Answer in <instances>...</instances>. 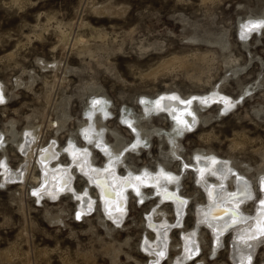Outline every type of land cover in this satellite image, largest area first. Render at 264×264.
<instances>
[{
  "label": "rangeland",
  "instance_id": "1",
  "mask_svg": "<svg viewBox=\"0 0 264 264\" xmlns=\"http://www.w3.org/2000/svg\"><path fill=\"white\" fill-rule=\"evenodd\" d=\"M262 16L264 0H0V88L5 97L0 103V163L7 158L11 169L25 163L18 143L28 130L36 135L35 151L51 143L61 148L63 165L69 162V142L91 147L101 136L109 146L129 143L122 151V156L127 151L129 169L154 171L161 165L183 177L177 181L179 192L190 195L189 212L173 229L168 245L174 246L168 247L162 264H170L179 251L175 243L189 230L198 233L203 260L184 264H233L228 256L231 236L214 251L209 231L196 227L193 209L204 194L188 168L195 151L226 159L234 168L223 187L233 188L237 177L253 179L256 194L244 206L249 213L263 193L264 22L250 29L256 25L252 20ZM165 92L182 98L210 92L226 96L230 104L228 110H219L216 103L204 111L195 108L200 122L191 132L180 133L165 111L151 110L153 100ZM134 125L141 130L135 132ZM85 131L90 138H81ZM135 133L139 143H134ZM96 151L91 156L99 166L104 161ZM31 160L20 185L11 178L2 184L0 172V264L151 261L142 247L153 237L145 216L161 207L171 221V206H159L155 196L142 204L131 196L122 225L107 221L98 206L75 220L77 202L70 194L58 200L32 195L39 170ZM125 167L118 171L125 173ZM75 173V190H86L97 200L95 189ZM259 247L251 264H264V243Z\"/></svg>",
  "mask_w": 264,
  "mask_h": 264
},
{
  "label": "bare ground",
  "instance_id": "2",
  "mask_svg": "<svg viewBox=\"0 0 264 264\" xmlns=\"http://www.w3.org/2000/svg\"><path fill=\"white\" fill-rule=\"evenodd\" d=\"M262 22H264V16H262L261 18L252 20V23L256 25L253 28L251 27L250 29L258 28ZM1 89L2 88H0V103H2L5 99V97L2 95L3 91L1 92ZM218 91L219 90H217V92ZM178 94L174 92H170V93L165 92L163 95L161 94L159 97L155 98L150 107L153 112L158 113L160 111L161 112L165 111L164 114L167 115V117L170 119V122L173 124V126H176V125L178 126V130H180V133H184V132L189 133L196 128L198 121H199L198 119L201 117L198 118V115L197 116L195 115V108L196 109L198 108L199 110L204 111L208 109V107L213 102H216L219 110L220 109L228 110L229 104H230V101L228 100L229 98L223 95H220V96H216L214 94L213 95L208 94L207 96L189 95V97L182 98V95L179 96L180 94L179 95ZM192 100L194 101L193 105L195 104L196 107L195 106L191 107ZM106 102H109V101H106ZM155 106H156V109H155ZM146 111L141 113L140 117L142 119L147 114ZM189 114L190 115L194 114L191 119L188 118ZM163 116L166 117L165 115ZM119 117H118V120H119ZM148 118H150V116H148ZM137 120L139 121V119ZM96 121L94 122L96 123ZM98 124L100 125V123ZM127 124L130 125L129 122ZM135 126L136 125L132 126V128L136 132V130H138L139 128L136 129ZM82 127L84 126H81V128ZM94 128L96 130L97 129L99 130V126H95ZM135 134L136 136H135L134 143L135 142L139 143L138 134L137 133ZM80 135L82 139L91 137L88 131H85L84 134L82 133ZM95 138L96 137H94V139ZM103 138L104 137L98 136L94 141H92L93 143H90L92 145L91 147H87L86 144L84 146L83 145L77 146L76 144H72L71 142H69V144L65 146V151H66L65 155L68 158L69 162L66 165H63L64 162L63 164L60 163L61 161H59V158H58L59 154L61 153L60 152L61 148L60 149L55 148L54 147L55 143H51L49 145H46L43 148L39 146L40 149H37L35 151L34 149H35V143H36L37 138H36V135L32 133L31 130L30 131L28 130L26 134L24 135V138L22 139L23 143L21 142L20 143L21 145L18 143L19 145L18 148L24 157L23 160L25 159V163L23 164L21 163V166L18 167V169H11V167L8 166L9 164L7 165L5 162L7 158L5 160H2V162L0 163V172L2 173V176H3L1 183L5 184L11 178L12 180L16 179L15 182L12 184H18L19 177L21 178L23 176V172L26 170V167L29 166L28 164L30 160L32 159L31 161L36 164V166L38 167L37 169L39 170L38 183L36 184L35 188H33L35 194L34 192L32 193V195L36 196V199L40 200L42 198H49L48 200H50V198L55 199L59 196L61 197L62 194L63 195L70 194L72 197L76 199L78 214H80L79 216L83 217L92 211L94 212L96 210V207L98 206L100 211L102 212L103 217L106 218L107 221L109 220V222L111 221L115 224H121L126 219L127 212H128L127 210L128 203H130L129 200L131 196L134 197L135 201H138L139 203H141L145 199H149L148 196H151V198L155 196L156 198L155 200L156 202H158L159 206L161 203V205L164 204V205H168L172 207L171 209L173 210L170 212L173 213V219L171 221L167 220L166 216L167 215L169 216L170 214H167L165 216V210H163L161 207L156 210H154L153 208L154 211H152V214L151 212L150 214H146L145 212L146 214L145 222H146L147 227L149 228L147 231H150L153 234V237L151 238V240L149 239V243H146V241L144 240L146 244L144 243L142 247L147 253V255L149 256V258L151 259L150 262L148 261L149 262L148 264H152V263L162 264L165 261V260L163 261V259L166 257V254H167L166 251L168 247L171 248L172 246H174L173 244L168 245V242H169L168 240L171 238V234L174 231L173 229L178 228L181 225V222H183V219L185 215L187 214V211L189 212L188 208H189V202H190L189 201L190 195L187 196L179 192L180 190L178 189L179 187L177 185V181L178 180L180 181L181 178L183 177L180 176L181 177L180 178L177 172L176 173H173L172 171L170 172L169 170H167L168 168L165 169L160 164H159L160 166H158L154 171H150V169H148L149 167L147 168L141 167L138 171H133L127 167L125 160H124L125 157L127 156V153H126L127 151L125 152V155L122 156V151L125 150V148L129 145V143L127 146H122V147L117 148V147H113L114 144L112 146H109L110 144L108 145L105 142V140H103ZM175 144H174V147H176ZM93 149L97 150L96 152H99L98 154L102 155L103 161H104L102 162L103 164L101 163L102 165L99 164V166H97L96 164H94L92 160V156H91L93 154L92 153ZM193 155H194L193 164L189 165L188 169L194 171L196 175L195 183H197L202 188L201 192H203L202 194H204V201L196 203L197 206H195L193 209L192 215L194 217V222L196 223V227L198 228L199 226H204L209 231L211 242H212L211 246L214 249V251L220 248V246L223 243V240L228 235H230L231 239H230L229 251H228V256H229L230 261L233 264H251L252 259H254L253 257H255L254 255L257 253L256 251H258L257 250L258 247L259 246L261 247V244L264 243V178L262 179V182L260 180L263 193L261 197L258 199V202L254 203L253 211L249 213L246 210H244V206H246L245 203H247L248 201H250L251 199L255 197L256 193L254 189L256 188L253 189L252 187L253 185L251 186V182H252L251 180L253 179H251L250 180L251 182H250L249 178H245V176L237 177L236 179H234L235 181L234 187L231 189H228V188L226 189L225 187H223L224 186L223 183H225L224 180H226V178L228 177V173H230V170L234 168V167L233 168L231 167L232 164L228 165V163L225 161L226 159L223 160L221 159V157L218 158L215 154L211 155V153L209 152L207 154L206 153L202 154L201 152L195 151ZM120 165L126 166L125 168L127 170L125 173H120L118 171V168ZM182 167H185L184 162L182 164ZM74 171L84 176L86 179L85 184H88L92 188L95 189L94 191L96 193V198L98 201L100 200L99 202H97V200H94V197H95L94 194H93L94 196H92L86 190L84 192L75 190L74 184H73L74 177H75ZM240 173L241 171L239 172V174ZM261 174H264V173H261ZM67 175H68V178L65 177ZM150 175H155L154 181L152 178H150L149 180ZM188 175L190 174L188 173ZM41 178H42V181L47 183V185L37 191L36 188L41 184ZM122 178H126V181H124V184H123V188L124 189L128 187H131V188L125 189L123 191L121 190V194H120L121 198H119V195L117 193H119L120 191V185L123 181ZM230 180L227 179V181H230ZM117 181H118V184H116ZM108 184L110 185V187L108 186ZM114 190H116V192H114ZM165 191H169V192L175 191L176 197L174 198L169 193L164 194ZM258 191H261V190H258ZM162 196H164L165 199H170L171 202L164 201L162 199ZM96 203H98V205ZM106 219H104L103 222H105ZM146 225H145V228H146ZM198 232L200 236V231ZM197 234L195 235V230L193 231L189 230L186 233H182L183 235L182 239H180L179 241H177V243H175L179 247V251L175 254V257L173 258V260L172 261L170 260L169 262L170 264H184L187 258L193 257L194 255H196V257L191 259L192 261L199 263L203 260L201 259L202 257L200 258V254H199L200 252L199 246L201 245L198 244L199 239H198ZM216 258L217 257L215 255V259ZM212 259L214 260V258Z\"/></svg>",
  "mask_w": 264,
  "mask_h": 264
},
{
  "label": "water",
  "instance_id": "3",
  "mask_svg": "<svg viewBox=\"0 0 264 264\" xmlns=\"http://www.w3.org/2000/svg\"><path fill=\"white\" fill-rule=\"evenodd\" d=\"M38 190H39V189H38ZM38 190H37V191H38ZM114 192H116V190H114ZM117 194L119 195V193H117ZM117 194H116V195H117ZM169 194L172 195L174 198L176 197V196H174V194H172V193H169ZM119 198H121V196H119ZM163 198H164V196H163ZM164 199H165V198H164ZM166 200H170V199H166ZM104 205H105V204H104Z\"/></svg>",
  "mask_w": 264,
  "mask_h": 264
},
{
  "label": "built area",
  "instance_id": "4",
  "mask_svg": "<svg viewBox=\"0 0 264 264\" xmlns=\"http://www.w3.org/2000/svg\"><path fill=\"white\" fill-rule=\"evenodd\" d=\"M80 218H76L75 220H79Z\"/></svg>",
  "mask_w": 264,
  "mask_h": 264
}]
</instances>
